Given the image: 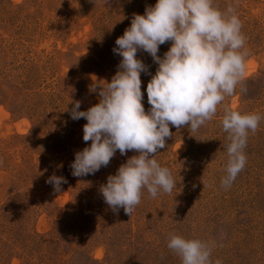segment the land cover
<instances>
[{
	"label": "rangeland",
	"instance_id": "obj_1",
	"mask_svg": "<svg viewBox=\"0 0 264 264\" xmlns=\"http://www.w3.org/2000/svg\"><path fill=\"white\" fill-rule=\"evenodd\" d=\"M157 0H0V264H182L167 247L169 234L214 244L221 264H264V119L249 133L247 164L230 187L224 107L264 117V0H214L236 8L249 52L245 92L227 97L212 121L192 132L170 129L155 157L176 188L150 198L145 190L132 216L114 213L100 192L133 151L115 157L94 175L74 177L83 141L80 111L99 102L118 71L115 41ZM171 44L160 46L163 57ZM137 58L156 65L151 56ZM142 73L145 110L147 83ZM97 87V92L91 91ZM63 177L59 193L47 183Z\"/></svg>",
	"mask_w": 264,
	"mask_h": 264
},
{
	"label": "clouds",
	"instance_id": "obj_2",
	"mask_svg": "<svg viewBox=\"0 0 264 264\" xmlns=\"http://www.w3.org/2000/svg\"><path fill=\"white\" fill-rule=\"evenodd\" d=\"M171 44L163 57L161 45ZM113 49L122 59L118 71L106 87H98L99 102L80 111L81 102L68 109L72 120L85 119L83 141L90 146L75 153L71 163L74 177L94 175L107 167L117 151L124 156L138 153L122 164L115 175L107 177L100 192L104 202L118 213L132 216L146 190L150 198L171 194L176 183L168 167L155 158L166 149L170 129L187 127L192 132L212 121L227 97L245 92L246 37L236 8L225 11L214 0H157L143 15L134 14L131 25L115 41ZM145 52L158 65L151 75L149 66L137 58ZM151 75L147 83L146 111L141 74ZM91 91L97 92V87ZM260 114H241L224 107L222 131L228 160L221 186L227 189L245 169V149L249 133L255 134ZM3 161H0V165ZM47 183L59 193L66 179L51 176ZM214 244L169 234L167 247L180 257L182 264H213ZM215 264H221L217 259Z\"/></svg>",
	"mask_w": 264,
	"mask_h": 264
}]
</instances>
